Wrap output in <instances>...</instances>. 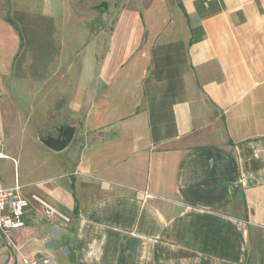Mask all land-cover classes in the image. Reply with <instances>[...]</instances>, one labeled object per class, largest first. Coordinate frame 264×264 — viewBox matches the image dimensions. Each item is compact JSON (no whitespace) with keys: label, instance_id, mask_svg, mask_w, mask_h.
Returning a JSON list of instances; mask_svg holds the SVG:
<instances>
[{"label":"crops","instance_id":"crops-1","mask_svg":"<svg viewBox=\"0 0 264 264\" xmlns=\"http://www.w3.org/2000/svg\"><path fill=\"white\" fill-rule=\"evenodd\" d=\"M97 1L106 53L82 65L66 193L43 198L69 222L31 219L15 264H264V0ZM21 45L0 15V151Z\"/></svg>","mask_w":264,"mask_h":264},{"label":"rangeland","instance_id":"rangeland-1","mask_svg":"<svg viewBox=\"0 0 264 264\" xmlns=\"http://www.w3.org/2000/svg\"><path fill=\"white\" fill-rule=\"evenodd\" d=\"M108 9L97 0H0V15L22 36L2 99L5 141L0 152L5 159L0 160L1 184L18 181L29 198L37 195L48 201L52 192L66 193V181L56 177L59 165L67 166L65 161L80 144L85 111L75 106L82 65L88 57L99 60L106 53L97 44L107 42L105 31L114 22L106 16ZM95 45L96 50H91ZM67 126L78 133L67 151L54 153L42 144L40 138L57 137ZM15 243L22 245L18 239ZM17 254L0 247V264H15Z\"/></svg>","mask_w":264,"mask_h":264},{"label":"built area","instance_id":"built-area-1","mask_svg":"<svg viewBox=\"0 0 264 264\" xmlns=\"http://www.w3.org/2000/svg\"><path fill=\"white\" fill-rule=\"evenodd\" d=\"M2 159L5 156L0 152ZM57 218L69 222L66 216L39 196L29 198L18 181L9 186L0 183V247L11 248L18 253L14 235L27 230L31 219L44 223ZM21 264H51V260L40 256L24 257Z\"/></svg>","mask_w":264,"mask_h":264},{"label":"water","instance_id":"water-1","mask_svg":"<svg viewBox=\"0 0 264 264\" xmlns=\"http://www.w3.org/2000/svg\"><path fill=\"white\" fill-rule=\"evenodd\" d=\"M76 133V128L73 126H67L58 131V136L54 137L49 135L47 137L40 138L42 144L54 153H62L71 144Z\"/></svg>","mask_w":264,"mask_h":264},{"label":"trees","instance_id":"trees-1","mask_svg":"<svg viewBox=\"0 0 264 264\" xmlns=\"http://www.w3.org/2000/svg\"><path fill=\"white\" fill-rule=\"evenodd\" d=\"M206 4L209 5L208 9H206V7H205ZM197 8L201 14H206V13H210V12H212L211 14H216L217 12H219L222 9V5L218 1L208 3L207 0H200L197 2ZM8 22H10V21L8 20ZM20 36H21V34H20ZM21 40H22V36H21Z\"/></svg>","mask_w":264,"mask_h":264}]
</instances>
